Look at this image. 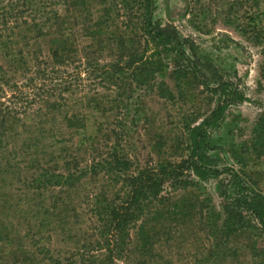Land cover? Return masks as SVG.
<instances>
[{"label": "rangeland", "instance_id": "rangeland-1", "mask_svg": "<svg viewBox=\"0 0 264 264\" xmlns=\"http://www.w3.org/2000/svg\"><path fill=\"white\" fill-rule=\"evenodd\" d=\"M16 1L0 0V11ZM140 1L36 0L41 12L51 11L54 17L56 11L59 15L51 33L38 38L27 33L28 40L23 41L19 31L14 32V43L5 50L14 54L21 51L29 66L35 53L50 62L49 53L60 50L61 44L79 50L77 55L93 45L97 62L74 60L58 73L52 70L56 74L50 73V80L69 83L72 91L57 100L61 112L48 122L43 118L48 111L40 98L27 110L38 121H44L39 123L47 136L34 157L44 159L32 163L21 152L9 154L18 151L23 139L20 137L9 144L5 161H0V235L4 237L0 241V264L67 256L86 238L88 210L95 195L114 205L127 200L122 173L115 178L104 172L88 176L68 193L58 189L43 193L27 190L22 181L43 165L50 151L63 149L64 154L80 150V167L92 163V146L102 153L101 157L109 153L106 159L115 152L129 164V176L157 169L160 164H177L189 156L187 128L201 123L215 106L216 97L178 64L173 52L147 45L140 30ZM154 4V25L175 28L184 51L209 87L229 81L247 99L229 107L218 126L210 130L209 156L218 169H234L252 192L264 198V136L258 145L263 152L252 151L254 132L264 114V0H154ZM106 6L112 7L109 18L103 16ZM124 6L131 7L125 17ZM100 21L103 24L96 33L102 38L97 40L90 32ZM122 32H126V45L120 50L115 37ZM5 50L0 48V68L8 72L12 63L5 57ZM134 53L136 64H129L126 70L115 68L123 67ZM18 71L6 75L16 83L12 91L21 92L17 106L23 110L22 100L32 96L25 94L32 73L23 77ZM1 74L0 86L4 81ZM108 75L117 77L113 85L106 81ZM73 114L83 121L78 130L62 121V115ZM50 164L52 171L62 165ZM180 179L187 183L175 190H164L165 184L161 204L156 200L148 204L140 218L142 224L135 223L142 229H130L132 244L129 241L127 259H116V263L264 264L262 226L247 213L239 221L228 220L224 213V206L237 197L229 176L201 181L186 170ZM142 246L146 251L140 255L137 248Z\"/></svg>", "mask_w": 264, "mask_h": 264}, {"label": "trees", "instance_id": "trees-1", "mask_svg": "<svg viewBox=\"0 0 264 264\" xmlns=\"http://www.w3.org/2000/svg\"><path fill=\"white\" fill-rule=\"evenodd\" d=\"M35 1L17 0L15 3H9L7 7L0 11V48L2 50L14 43L12 40L15 37L14 32L16 30L19 31L20 36H23V41L25 39L28 40L27 33H34L35 38L51 33L55 22L59 21V15L56 11L54 17L51 15V11L41 12L40 8L35 5ZM99 1L102 2L103 0ZM140 4L142 10L140 30L147 40V45L173 52L179 59L178 64L192 75L206 91L216 97L215 106L199 125L187 128L189 156L185 160L177 164H160L157 169L140 171L137 176H129L127 174L129 164L123 158L118 157L115 152H112L106 159L109 153L105 157H101L102 153L98 152L95 146L91 147L92 163L85 167H80V163L83 161L80 150L64 154H62L63 149L50 151L51 155L43 161V165H39L32 170L29 179L22 181L23 186L27 190L43 193L48 189H58L61 193H68L74 187L80 186L81 180L88 176L96 177L98 173L104 172L109 177H113L122 173L120 175L123 178L122 185L124 188H128L127 200L121 205H114L110 200L108 201L100 195H95L91 205L93 208L90 207L88 210L90 220L86 226V238L83 239L80 246L75 251L68 253L67 256L55 255V257H52L49 255L38 260L34 259V261L31 258L26 264H117L116 259L124 260L125 262L128 256L126 254L129 248V241L130 243L132 241L130 229L136 226L137 232L140 231L138 229H142L140 225L143 220H140V218L146 211L145 208L149 206L148 204L152 200H156L161 204L163 198L160 194L163 192L162 188H164L165 184L168 188L166 187L164 190H175L187 183L186 180L180 179L186 170H189L201 181L227 174L230 178L229 184L237 195L233 203L224 206V213L228 220L239 221L243 213H247L258 221L264 232V198L255 191L252 192L234 169L227 167L218 169L216 162L209 156L211 151L208 141L210 130L218 126L229 107L243 103L247 99L229 81H219L213 88L209 87L197 65L184 51L183 43L177 37L175 28L167 27L161 29L154 25L152 20L154 0H141ZM110 10H112L111 6L103 8V16L105 18H109ZM129 11H131V7L127 8V6H124L122 16H128L130 14ZM35 17L38 19H35ZM102 24L103 21H100L91 28L92 32L90 34L97 40L102 37L97 35L96 29H99ZM6 32L7 35H4ZM125 36L126 32H122L119 37H115L118 41H115L116 46L120 50L126 45V42H123L126 39ZM3 52H5L6 58H10V63L12 64L9 66L8 72L0 68L2 79H4L0 86V161H5L4 157L9 153V144L23 137L21 145L17 147L18 151H11L9 154L15 156L16 153L21 152L29 160L32 159L31 162L33 163L35 162L33 161L34 159H37V161L44 159L34 157L47 134L43 131V128H40L41 124L39 122L44 123V121H38L37 117L29 115L27 110L30 109L32 103L40 98V102L46 105L45 108L48 111V113L43 115L44 119L47 118V122L56 112H61V105L57 103V100H61L64 98L63 95L65 93L72 91L70 89L71 85L69 83L54 82L52 79L50 80L51 75L49 74L58 73L61 68L68 67L71 63H74V60L79 63L83 60L85 64L96 63L97 59L94 57L96 48L93 45H89L82 49L81 55H77L80 52L79 50L70 49L65 44H61L60 50L56 48L49 53L50 62L39 59V55L35 53L34 59H31L30 66L24 60L21 51L15 54L9 50ZM130 56L132 59L129 62H125L123 67L116 65L115 68L126 70L129 64H136L135 53ZM181 62L182 64H180ZM13 65H15L14 69ZM19 69L23 77H26L27 73H32L27 79L26 90L28 92L25 93L27 95L31 93L32 96L30 99L24 98L22 100L23 110L17 106L19 102L17 97L21 92L12 91L16 87V83L6 75L9 72L17 74ZM105 79L110 85H113L117 77L108 75ZM7 96L9 97L7 98ZM62 121L65 125L67 124L68 128H76L77 130L83 122L76 114L69 117L62 115ZM26 123L31 124L27 125ZM257 125L258 129L254 132L252 142V151L256 154H258L259 150L263 152L262 148L258 149V145L261 146L264 136V114L260 116ZM11 139L14 140L11 141ZM60 143L59 141L58 144ZM97 143L96 140L94 144ZM53 148L54 146L50 150ZM50 162L55 164L60 162L62 164L61 168H57V171H52L48 167L49 165L52 166ZM137 222H140V225L135 224ZM138 234L142 235V233ZM3 238L0 235V241ZM43 249L44 247L41 250ZM145 251L146 249L143 246L137 248V252L140 255H143Z\"/></svg>", "mask_w": 264, "mask_h": 264}]
</instances>
